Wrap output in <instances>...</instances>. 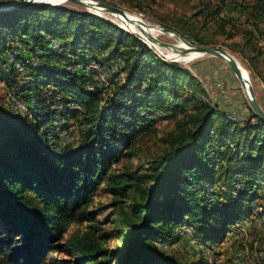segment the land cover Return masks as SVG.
<instances>
[{
	"label": "trees",
	"instance_id": "1",
	"mask_svg": "<svg viewBox=\"0 0 264 264\" xmlns=\"http://www.w3.org/2000/svg\"><path fill=\"white\" fill-rule=\"evenodd\" d=\"M205 10L228 38L240 35L242 50L251 49L256 58L263 54L264 0L209 1ZM47 34L61 40L62 55L47 52ZM16 38L43 47L52 60L70 59L83 49L100 57L110 48L100 59L120 58L124 78L106 96L64 69L32 68V77L19 81L3 65V54ZM0 81L8 92L24 96L29 88H46L51 96L79 105L66 115L79 138L61 153L47 148L45 120L25 114L12 122L0 111V264H212L204 258L182 262L159 243L178 241L176 228L182 225L190 226L200 243H217L240 219L261 217L254 200L264 213V120L250 107L242 123L207 103L184 109L170 148L143 172L113 171L121 151L156 121L155 113L174 116L179 99L197 82L189 69L162 59L112 21L60 4L0 10ZM105 181L123 216V248L105 243L107 233L87 210ZM204 182L225 188L208 201ZM76 220L84 227L64 239ZM55 247L67 248L72 257L45 263Z\"/></svg>",
	"mask_w": 264,
	"mask_h": 264
},
{
	"label": "rangeland",
	"instance_id": "2",
	"mask_svg": "<svg viewBox=\"0 0 264 264\" xmlns=\"http://www.w3.org/2000/svg\"><path fill=\"white\" fill-rule=\"evenodd\" d=\"M4 1L6 0H0V3ZM102 1L133 14L136 18L134 21L141 27H145L140 23V20H144L146 25L157 26L166 33H172L176 37L175 40L167 36H160V41L167 44H176L182 40L191 45H217L226 48L234 54L249 75L255 97L264 108V59L256 58L251 49L242 50L243 44L240 35L228 38L216 21L210 22L209 14H206L205 10L206 5L208 4L209 8V1L214 4L218 0ZM60 5L85 11L91 10L73 0ZM109 50L110 48L104 50V54H102L107 57ZM244 53H249L254 57L249 59L247 56L246 58L243 56ZM183 60L185 59L176 63L186 67L196 76L197 85H191V92L179 99L178 106H176L177 113L174 116L165 117L163 111L155 113L156 121L149 124L136 137L129 150L121 151L113 166V171L137 169L139 172H143L152 158L170 148L169 138L177 131L176 124L184 109L192 111L200 108L203 103H207L211 104L213 108L217 107L218 111L236 110L241 115L249 114L248 107L250 106L241 85L233 70L222 58L204 55L190 59L186 63ZM18 80L20 81V79ZM162 104L166 105V102H162ZM11 107L9 92L0 81V111L7 115L12 122H19L21 117ZM129 201L128 196L125 207L129 206ZM87 210L96 214L102 230L107 233L105 243L110 247L123 248L125 242L123 216L108 182L105 181L101 184L87 206ZM84 225L85 222L82 220L72 222L63 238L66 239L72 232L81 230ZM179 235L178 241L159 243V246L182 262L187 263L204 258L212 264H264V217L240 219L229 227L224 239L217 243L202 244L193 231ZM198 243L202 245L201 249ZM51 257L69 259L72 255L65 247H55L51 251V256L46 258L45 263H50Z\"/></svg>",
	"mask_w": 264,
	"mask_h": 264
},
{
	"label": "built area",
	"instance_id": "3",
	"mask_svg": "<svg viewBox=\"0 0 264 264\" xmlns=\"http://www.w3.org/2000/svg\"><path fill=\"white\" fill-rule=\"evenodd\" d=\"M48 39V53L60 56L64 53L61 40L50 35ZM52 55V56H53ZM3 65L12 69L20 81L30 79V70L36 67L53 69H64L71 73L82 75L85 79V88L94 90L100 89L103 94H112L116 84L124 78L122 70L123 62L118 58L108 61L101 60L98 55L89 49H83L79 55L70 59L52 60L47 58L45 50L41 46L33 45L25 38L13 40L3 54ZM46 88L37 91L30 88L25 96L9 92V104L18 115L36 114L40 119L45 120L43 126L47 148L54 153H61L69 146L74 145L79 138V131L73 120L66 115L73 109H79V105L73 102H66L59 96H51ZM247 115H241L236 110L225 112L228 120L242 123ZM203 194L208 201L216 199V191L224 189V186L215 185L209 182L203 183ZM255 214L264 217L262 203L257 199L252 202ZM177 233L193 231L188 225L176 228ZM199 248H202L200 243ZM209 261V260H208Z\"/></svg>",
	"mask_w": 264,
	"mask_h": 264
},
{
	"label": "water",
	"instance_id": "4",
	"mask_svg": "<svg viewBox=\"0 0 264 264\" xmlns=\"http://www.w3.org/2000/svg\"><path fill=\"white\" fill-rule=\"evenodd\" d=\"M76 2H79L83 5H86L88 7L94 5V6H98L101 8H105L108 10H112V11H121L124 15H127L128 11L125 9H122L120 7H117L115 5L109 4L105 1L102 0H73ZM42 3H49V2H45V1H39V2H34L31 0H6L4 2L0 3V10L3 9H8V8H13V7H17V6H33V5H38V4H42ZM52 5H59L61 3H49ZM88 12L97 14L99 16H102L101 14L91 11V10H87ZM105 19H108L110 21H112L109 18H106L105 16H102ZM113 23H115L114 21H112ZM117 26L121 27L119 24L115 23ZM122 29H124L123 27H121ZM125 30V29H124ZM130 32L131 34H133L135 37H137L138 39H140L142 42H144L145 44L148 45L149 48H151L159 57H161L162 59L168 60V61H182L181 58L175 57V56H171L168 55L167 53H165L161 48H159L156 44L155 41L150 39L149 37L143 35L142 33H139L137 31H135L134 29H129V30H125ZM191 52L194 53H200V54H210V55H221L222 57H224L230 64V68L233 70L235 76L237 77L241 88L243 90V94L248 102V105L250 106V108L253 110V112L260 117L261 119L264 120V108L262 107V105L257 101L255 94H254V90H253V86L252 83L249 79V77L245 74L243 68L241 67L240 63L237 61V59L235 58L234 54L231 53L229 50H227L226 48L217 46V45H194L191 48Z\"/></svg>",
	"mask_w": 264,
	"mask_h": 264
},
{
	"label": "bare ground",
	"instance_id": "5",
	"mask_svg": "<svg viewBox=\"0 0 264 264\" xmlns=\"http://www.w3.org/2000/svg\"><path fill=\"white\" fill-rule=\"evenodd\" d=\"M31 1L39 2V1H42V0H31ZM43 1L52 3V2H50V0H43ZM68 1H71V0H61V2H58V3L63 4V3H66ZM79 4L81 5V3H79ZM84 6L86 8L91 9V11L97 12V13L101 14L102 16H105L106 18L111 19L112 21H114L115 23H117L121 27H123L125 30H129V29L132 28L135 31H137L139 33H142L143 35H145V36L149 37L150 39L154 40L155 44L159 48H161L165 53H167L168 55L181 58V60L185 59V60H183L185 63L188 62V60H190V59H194V58H197V57H200V56H204V55H210V54H206V53L205 54H200V53H197V52L196 53L191 52L192 51L191 48L194 45H191L188 42H183L182 40H179L178 41L179 43H176V44H167L165 42L160 41L161 40L160 36H162V35L163 36H167V37H169L171 39H174L176 37L172 33L171 34L170 33H166L165 31L161 30L157 26L146 25L144 20H140V23L142 25H145V27H141V25L139 23L134 21L136 19L134 17V15L129 13V12L127 13V15H124L121 11H116L115 12V11L108 10V9H105V8H101V7L94 6V5H92L90 7H88L86 5H84ZM214 56L222 58L226 62V64L229 67H231L229 62L224 57H222L221 55H214ZM241 67L243 68L242 65H241ZM243 70L245 72L244 68H243ZM245 74L249 77V75L246 72H245ZM249 79H250V77H249Z\"/></svg>",
	"mask_w": 264,
	"mask_h": 264
},
{
	"label": "crops",
	"instance_id": "6",
	"mask_svg": "<svg viewBox=\"0 0 264 264\" xmlns=\"http://www.w3.org/2000/svg\"><path fill=\"white\" fill-rule=\"evenodd\" d=\"M260 44L263 46V54L258 55L257 58H263L264 59V42L261 41Z\"/></svg>",
	"mask_w": 264,
	"mask_h": 264
},
{
	"label": "clouds",
	"instance_id": "7",
	"mask_svg": "<svg viewBox=\"0 0 264 264\" xmlns=\"http://www.w3.org/2000/svg\"><path fill=\"white\" fill-rule=\"evenodd\" d=\"M50 2H52V3H58V2H61V0H50Z\"/></svg>",
	"mask_w": 264,
	"mask_h": 264
}]
</instances>
